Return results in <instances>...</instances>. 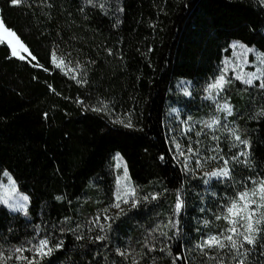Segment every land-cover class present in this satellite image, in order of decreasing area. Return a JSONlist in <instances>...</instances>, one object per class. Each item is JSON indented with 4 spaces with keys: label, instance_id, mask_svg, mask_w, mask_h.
Segmentation results:
<instances>
[{
    "label": "trees",
    "instance_id": "trees-1",
    "mask_svg": "<svg viewBox=\"0 0 264 264\" xmlns=\"http://www.w3.org/2000/svg\"><path fill=\"white\" fill-rule=\"evenodd\" d=\"M0 13L35 57L0 43V184L8 172L30 196L26 211L0 202L7 264H27L15 249L41 239L54 250L38 264H236L200 245L227 234L226 207L264 179V87L235 91L230 129L199 124L188 169L169 130L214 114L199 101L232 43L264 54V0H0ZM117 156L135 189L120 208ZM224 161L228 177L209 175ZM261 227L246 264H264Z\"/></svg>",
    "mask_w": 264,
    "mask_h": 264
},
{
    "label": "snow or ice",
    "instance_id": "snow-or-ice-1",
    "mask_svg": "<svg viewBox=\"0 0 264 264\" xmlns=\"http://www.w3.org/2000/svg\"><path fill=\"white\" fill-rule=\"evenodd\" d=\"M14 5H19L22 3V0H11ZM91 2V0H89ZM0 42H6L7 45L11 47V55L14 57H18L20 59H26L24 55L21 53H27L29 57L33 60L35 59L32 56L29 49L26 45L21 41V39L17 36L14 31L9 30L0 20ZM236 46V45H234ZM243 47V46H241ZM247 51H254L253 49H247ZM264 62V54L258 57ZM53 60L56 61L55 53L53 54ZM64 64L63 60H60L57 63V67H62ZM227 71V69H225ZM243 78V77H241ZM253 78L256 77L255 73L249 74V78L246 80V83H253ZM226 83L224 76H220L214 83L209 85V94L211 95L212 91H219L223 88ZM261 87H264V79H262ZM222 111L231 114L232 108L229 104H224L220 106ZM122 123V121H121ZM219 125V121H212L208 127H213ZM126 127H132L131 123H128ZM232 135L236 141L241 144H244L247 147V141L241 140L240 136H238L235 130H232ZM179 148V145H177ZM189 151H192L189 149ZM183 155V153H181ZM241 156H247L248 153L242 152ZM238 157H233L235 160ZM247 163V161H245ZM225 167L217 170L214 173L209 175L211 176H223L228 177L230 175V169L227 167L228 161H224ZM5 175H8L5 173ZM124 181H128L129 183L125 184ZM118 183L122 186V193H118L116 196L117 203L114 205L116 208H120V201L123 200L124 203H127L128 196L135 195V189L130 185V177L128 176L127 168H124V176L121 178V181ZM15 182L11 181V191L8 189L3 190V195H0V202L4 204H9L8 197L11 193H14ZM155 199V197H153ZM27 197H23L24 201H27ZM147 199V197H145ZM10 207L12 205H9ZM183 206V201L178 200L176 204L177 211ZM26 203H20L16 205L18 210L26 211ZM220 219L221 217H217ZM227 223L228 228L225 230V234L221 235H213L208 237L203 243L200 245L202 249H231L233 250V259L236 260V264H246V259L248 256V250L245 249V244L251 245L253 247L257 244V237H259L262 233V225H264V179H260L259 181H253V187L251 189H246L243 192L237 194L236 198L233 199L230 204L225 209V215L222 217ZM110 219V218H109ZM99 240H104V236L97 237ZM61 245L57 244L56 247L59 248ZM53 247L49 246V241L46 239L39 240L38 244L34 246L32 249H24L17 248L15 249L16 253L20 255L16 256V259L21 261H27V264H38L37 257L42 259L45 256L51 255L53 252ZM25 251H34L35 256L32 259H29L27 256L22 255ZM121 255H125L121 253ZM12 259L11 256H4L0 253V264H7L8 260ZM220 264H224V261L221 260Z\"/></svg>",
    "mask_w": 264,
    "mask_h": 264
},
{
    "label": "rangeland",
    "instance_id": "rangeland-1",
    "mask_svg": "<svg viewBox=\"0 0 264 264\" xmlns=\"http://www.w3.org/2000/svg\"><path fill=\"white\" fill-rule=\"evenodd\" d=\"M0 20H2L4 24L1 13H0ZM9 30L13 31L12 29ZM247 49H253L254 51H247ZM262 54L263 53L254 46H248L241 42L232 43L226 55V61L224 63L223 72L212 82L214 83L220 76L223 75L226 83L224 84L223 88L218 92L212 91L211 95L209 94V85H208L205 88V92H206L204 97L205 99L199 101V103L202 104L203 108L209 107V111L213 112L214 114L211 116L202 115L198 119H196V116L181 117V115L179 116V118L177 117V119L174 118L176 123L170 127L169 141L172 146V150L175 157L177 158V160L180 161V163L183 164V167L185 169L190 168L192 164L190 162L192 151H189V149L192 150V146H191L192 136H193L192 132H196L200 129L199 124L204 122L205 123L209 122L210 124L212 121L216 120L219 121V125L213 126L212 127L213 129L222 130L223 127L230 129V123L232 121L231 117L236 110L235 109L236 105L233 99V95L235 91L242 93V91L244 90H250L261 86L262 79H264V62H262V60L258 57H260ZM21 55L28 57L27 53H21ZM60 60L62 59L56 56V61L54 62L56 66ZM58 68L65 73H71L70 68L67 66L65 62L62 67H58ZM225 69H227V71H225ZM251 73H255L256 77L259 78H253V83L248 84L246 83V80L249 78V74ZM180 85L185 89V91L189 89L188 88L189 85L186 80H182ZM183 88L182 90H184ZM224 104L231 105L232 108L231 114H228L227 112L221 110L220 106ZM173 112L174 113L176 112V108L174 109ZM113 120L116 122L124 121L123 118L121 117H113ZM236 134L239 136L238 133ZM177 145H179V148H177ZM181 153H183V155H181ZM115 166L117 167L118 170L117 183H116L117 192L122 193L123 191L122 186L118 182L121 181V178L124 176L125 164L124 161L118 156L115 159ZM223 167H225V165L217 166L211 169L209 171V174L214 173L217 170L222 169ZM7 174L8 175L4 174V180L0 184V195H3L4 189H8L10 192L11 181H14L16 191L14 193H11V195L8 197L9 204H5V205L13 212L24 211V210H18L16 208V205L20 203H26V205H28L30 201V196L20 190L17 181L11 176L10 173L7 172ZM124 183L127 184L129 182L124 181ZM130 185L132 187L131 181H130ZM23 197H27L28 198L27 201H24ZM9 205L12 206L10 207Z\"/></svg>",
    "mask_w": 264,
    "mask_h": 264
}]
</instances>
